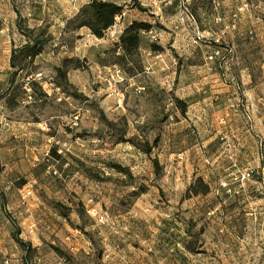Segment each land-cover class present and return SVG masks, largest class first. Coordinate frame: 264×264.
Instances as JSON below:
<instances>
[{
  "label": "rangeland",
  "instance_id": "374dc122",
  "mask_svg": "<svg viewBox=\"0 0 264 264\" xmlns=\"http://www.w3.org/2000/svg\"><path fill=\"white\" fill-rule=\"evenodd\" d=\"M88 1L0 0V264H264V38L251 24L240 59L218 0H112L97 37L68 25ZM133 20L152 28L129 73L115 45ZM28 30L40 52L13 68Z\"/></svg>",
  "mask_w": 264,
  "mask_h": 264
},
{
  "label": "trees",
  "instance_id": "16d2710c",
  "mask_svg": "<svg viewBox=\"0 0 264 264\" xmlns=\"http://www.w3.org/2000/svg\"><path fill=\"white\" fill-rule=\"evenodd\" d=\"M134 5L138 6L141 9H144L143 6L140 4L138 0H132ZM124 10V5L119 4L116 1L112 0H90L87 3L83 4L78 12L69 19L68 25H72L74 29H79L81 27H87L92 34L97 37H103L105 32L112 27L118 16H121ZM17 12V24H20L22 15L18 9ZM3 28V21L0 18V30ZM152 28V24L147 21H139L133 20L127 24V26L123 29L121 34L119 35V40L116 42V47L121 49V52L118 54V59L115 63H118L125 67V70L129 73L131 72H140L142 70L141 65H137L133 63L132 66H127V61L130 58H133L138 52L140 47V42L142 39V35L144 32L149 31ZM32 30H28L26 32L27 36L31 37L32 40L26 41L19 47H15L12 50V57H11V66L13 68H20V63L17 61L16 57L20 54H23L25 57L33 58L40 52V48L38 45V38H36L32 34ZM25 34V35H26ZM115 48V47H114ZM160 49V48H157ZM74 58H65L63 61V66H59L57 68V74L59 82L58 85L64 88L65 90L68 89V77H67V65L68 62L72 61ZM17 70L13 71V76L16 74ZM75 97H77V92H74ZM176 104L179 107L181 113H185L187 104L184 100L180 98H175ZM156 144V143H155ZM141 149L146 152L147 154H151V145L147 142L144 146H140ZM153 164L157 171L160 170L159 160L157 158H152ZM3 169V165L0 162V172ZM199 181L202 182V178H199ZM204 185L203 190H198L197 188L193 189V193L198 194L200 192H206L208 185L202 182ZM138 190H134V193H138ZM2 196V195H1ZM4 206V205H3ZM8 217L11 219L15 230H14V237L16 241L24 248L26 251L32 249L30 244L24 241L20 236V227L16 223V221L12 218L11 215L7 214ZM25 264H29V259L27 256L24 258Z\"/></svg>",
  "mask_w": 264,
  "mask_h": 264
},
{
  "label": "crops",
  "instance_id": "0c3cea01",
  "mask_svg": "<svg viewBox=\"0 0 264 264\" xmlns=\"http://www.w3.org/2000/svg\"><path fill=\"white\" fill-rule=\"evenodd\" d=\"M216 6L218 8L217 14L220 15L221 20L219 31L223 33L222 26L225 25L228 28L231 45L238 53L240 59L244 58L248 51L253 47L252 37L248 38V30L251 24H254L255 37L259 41L264 38V27L261 16L255 11H252V7L247 0H218ZM247 4L249 9L244 10V5ZM131 22V21H130ZM251 30V29H250ZM257 46V44H255ZM259 48V46H257ZM239 60V59H238ZM238 127L236 128L237 135L235 141L241 145H247L252 142L254 138L248 135L241 134L238 136ZM243 129V128H242ZM253 131L261 130L260 126L251 128Z\"/></svg>",
  "mask_w": 264,
  "mask_h": 264
},
{
  "label": "built area",
  "instance_id": "2783aa9c",
  "mask_svg": "<svg viewBox=\"0 0 264 264\" xmlns=\"http://www.w3.org/2000/svg\"><path fill=\"white\" fill-rule=\"evenodd\" d=\"M243 9H249V6L247 4H245ZM217 19L219 20V19H221V17L217 16ZM250 32H251V30H250ZM250 175H251L250 170H245V171L241 172V178L242 179L248 178Z\"/></svg>",
  "mask_w": 264,
  "mask_h": 264
}]
</instances>
